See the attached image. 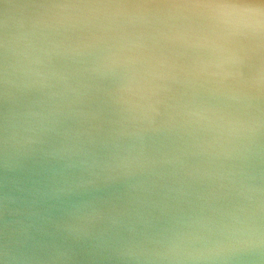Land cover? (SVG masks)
Listing matches in <instances>:
<instances>
[{"label": "water", "instance_id": "obj_1", "mask_svg": "<svg viewBox=\"0 0 264 264\" xmlns=\"http://www.w3.org/2000/svg\"><path fill=\"white\" fill-rule=\"evenodd\" d=\"M264 0H0V264H264Z\"/></svg>", "mask_w": 264, "mask_h": 264}, {"label": "clouds", "instance_id": "obj_2", "mask_svg": "<svg viewBox=\"0 0 264 264\" xmlns=\"http://www.w3.org/2000/svg\"><path fill=\"white\" fill-rule=\"evenodd\" d=\"M258 15L261 17H264V13H259ZM258 23H260L261 25H264V19L259 20Z\"/></svg>", "mask_w": 264, "mask_h": 264}]
</instances>
